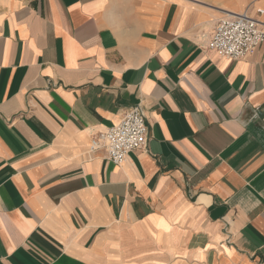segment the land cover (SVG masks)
I'll return each instance as SVG.
<instances>
[{
    "label": "crops",
    "instance_id": "crops-1",
    "mask_svg": "<svg viewBox=\"0 0 264 264\" xmlns=\"http://www.w3.org/2000/svg\"><path fill=\"white\" fill-rule=\"evenodd\" d=\"M258 8L0 0V264H264V43L209 46ZM139 104L146 148L90 150Z\"/></svg>",
    "mask_w": 264,
    "mask_h": 264
},
{
    "label": "built area",
    "instance_id": "built-area-1",
    "mask_svg": "<svg viewBox=\"0 0 264 264\" xmlns=\"http://www.w3.org/2000/svg\"><path fill=\"white\" fill-rule=\"evenodd\" d=\"M257 12L262 14L263 8ZM264 43V23L247 11L230 12L221 17L216 25L209 46L222 56L238 60ZM149 126L142 105L125 112L121 120L93 138L90 150L105 148L108 159L115 165L122 164L128 155L148 144ZM229 241V236L226 238Z\"/></svg>",
    "mask_w": 264,
    "mask_h": 264
}]
</instances>
